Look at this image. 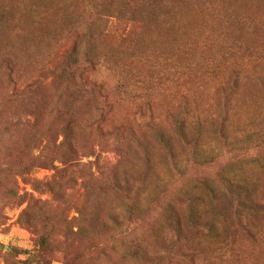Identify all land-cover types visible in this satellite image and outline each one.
<instances>
[{
  "label": "rangeland",
  "instance_id": "rangeland-1",
  "mask_svg": "<svg viewBox=\"0 0 264 264\" xmlns=\"http://www.w3.org/2000/svg\"><path fill=\"white\" fill-rule=\"evenodd\" d=\"M193 247L264 264V0H0V264Z\"/></svg>",
  "mask_w": 264,
  "mask_h": 264
},
{
  "label": "trees",
  "instance_id": "trees-1",
  "mask_svg": "<svg viewBox=\"0 0 264 264\" xmlns=\"http://www.w3.org/2000/svg\"><path fill=\"white\" fill-rule=\"evenodd\" d=\"M95 96V103L96 105L101 102L102 106H99L98 104V110H101L103 106V102H105V100L103 99V97H100L98 94L97 96ZM98 99H99V102H98ZM235 215H239V213H235ZM80 229H78V231H75L73 229L69 230V233H71V235H76L78 233H80ZM108 231H110V234L108 237H105L102 239V237H97L94 241V247L97 246L99 247L100 249H109L110 247L114 248L115 245L118 243V242H124V240L127 238V237H131V234L133 233V229H126L125 228H110ZM99 234L102 236V234L99 232ZM42 241L39 242L40 246L42 247V250L43 251H51L52 250V247H49L51 246L50 242H49V239L46 235H43L41 237ZM187 252H190V253H186L183 254V253H180V256H182L184 258V262L186 264H205V262L208 264H222L224 263L225 261V258H221V257H212L209 261H200V258L198 256V249L197 248H189Z\"/></svg>",
  "mask_w": 264,
  "mask_h": 264
}]
</instances>
